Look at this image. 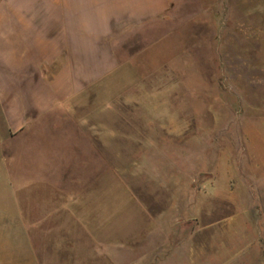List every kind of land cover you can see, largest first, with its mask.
<instances>
[{"label": "rangeland", "instance_id": "374dc122", "mask_svg": "<svg viewBox=\"0 0 264 264\" xmlns=\"http://www.w3.org/2000/svg\"><path fill=\"white\" fill-rule=\"evenodd\" d=\"M115 52L0 143V264H261L264 0H180Z\"/></svg>", "mask_w": 264, "mask_h": 264}, {"label": "crops", "instance_id": "0c3cea01", "mask_svg": "<svg viewBox=\"0 0 264 264\" xmlns=\"http://www.w3.org/2000/svg\"><path fill=\"white\" fill-rule=\"evenodd\" d=\"M179 1L0 0V143L117 70L116 42Z\"/></svg>", "mask_w": 264, "mask_h": 264}]
</instances>
